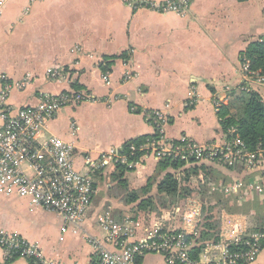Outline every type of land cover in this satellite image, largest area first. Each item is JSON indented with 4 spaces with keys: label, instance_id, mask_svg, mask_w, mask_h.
<instances>
[{
    "label": "crops",
    "instance_id": "0c3cea01",
    "mask_svg": "<svg viewBox=\"0 0 264 264\" xmlns=\"http://www.w3.org/2000/svg\"><path fill=\"white\" fill-rule=\"evenodd\" d=\"M167 1L0 0V72L13 82L9 99L13 113L36 107L45 96L82 93L94 99L59 110L45 131L46 137L73 146L76 171L85 173L89 162L95 164L91 174L98 194L82 233L63 235L62 217L31 199L0 195V232L37 246L48 262L97 263L88 238H104L98 217L105 212L117 224L130 223L129 241L134 242L159 217L194 198L182 195L184 189L195 190L192 181L180 183L190 172L201 177L192 165L177 170L179 195L174 206L150 211L139 210V202L127 205L124 195L116 194L120 172L116 163L100 169L112 151L157 137L160 130L152 112L162 113L161 128L170 141L204 146L224 139L218 105L227 106L244 85L242 55L250 44L264 42V0H194L189 14L183 16L163 12ZM107 59L112 64L103 71ZM52 69L62 72V78H49ZM74 85L82 90L73 92ZM253 89L264 99V87ZM160 161L144 151L134 167H127L129 189L139 191L150 180L163 179L167 171L161 170ZM23 170L33 175L27 163ZM211 172L228 181L222 185L253 182L245 170L242 175L217 167ZM152 195L158 196L157 184ZM224 201L219 206L226 209ZM210 205L215 212V204ZM0 264L32 262L10 260L0 247ZM139 264L167 263L160 254H148ZM254 264H264V247Z\"/></svg>",
    "mask_w": 264,
    "mask_h": 264
},
{
    "label": "built area",
    "instance_id": "2783aa9c",
    "mask_svg": "<svg viewBox=\"0 0 264 264\" xmlns=\"http://www.w3.org/2000/svg\"><path fill=\"white\" fill-rule=\"evenodd\" d=\"M193 1L168 0L162 5V11L187 15ZM48 75L51 79L62 78V72L56 69L49 70ZM241 76L242 84H246L242 90H251V84L264 86V74L252 71L248 62H243ZM28 84L27 80L24 86ZM12 89L13 82L0 72V195L31 199L34 204L65 220L63 235L70 231L81 234L98 194L92 178L95 164L89 162L85 173L76 171L73 167V146L55 136L46 137L45 131L47 123L59 110L72 104L94 102V99L82 93L45 96L36 107L13 113L9 104ZM152 116L160 132L141 148L132 147V152L150 151L157 159L178 160L186 165L199 162L242 166L248 172L258 171L264 148L260 146L255 151L249 150L236 129L224 133L220 143L200 146L187 140L174 142L164 136L162 113L155 111ZM110 162L121 163L129 168L136 164L130 162L129 157L120 150L106 156L100 169ZM24 163L33 171L32 176L24 172ZM211 186V191L238 197H244L251 191L264 193V181L260 179L248 186L242 181ZM206 205L210 203L206 202ZM204 207V203L195 198L188 200L185 205L173 207L171 213L159 217L153 227L145 231L144 237L134 242L129 241L130 223L117 224L111 213L105 212L98 217V224L105 232L104 238H88L89 244L97 252L98 261L95 264H139V260L148 254L162 255L167 264H254L262 250L264 227L248 234V216L241 212H224L220 218L213 217V220L226 224L215 231L218 240L212 239L194 256L195 238L198 235L196 225L200 222ZM178 219L184 220V225L174 224ZM0 247L7 258L17 254L19 258L32 259L37 264H54L45 260L37 246L17 235L0 232Z\"/></svg>",
    "mask_w": 264,
    "mask_h": 264
},
{
    "label": "trees",
    "instance_id": "16d2710c",
    "mask_svg": "<svg viewBox=\"0 0 264 264\" xmlns=\"http://www.w3.org/2000/svg\"><path fill=\"white\" fill-rule=\"evenodd\" d=\"M243 62H248L249 67L252 71L260 72L264 74V42L257 41L248 47L246 52L242 55ZM112 59H107L109 63L102 64L103 71L108 70L111 66ZM242 87V86H241ZM240 87V88H241ZM73 92H79L82 90L80 86L74 85ZM233 96L232 100L227 106H222L218 112L220 118V125L223 133H227L231 128H235L240 136V138L247 145L248 149L255 151L258 147L262 146L264 148V99L256 90H242ZM146 138H141L136 141L126 144L122 149V152L129 157V161L133 162L138 160V158L144 153V151L132 152V147H139L140 145L146 143ZM162 171H167L163 179L159 182L152 179L147 186L139 191H132L129 189L128 182L125 179V173L130 170L126 165L117 163L119 169V174L117 175V190L116 194L121 196L124 195V202L127 205L137 204V208L142 211H150L157 208L169 209L178 200L179 191V180L176 177L178 169L184 168L188 165L184 162L171 159H162L159 164ZM213 166V165H212ZM206 170V166L202 165L200 167ZM226 170L242 175L244 173L243 169H237V167H227ZM172 171V172H168ZM248 172V171H247ZM211 173V169L210 172ZM249 173V180H256L254 175L258 172ZM254 173V175H253ZM245 174V173H244ZM247 174V173H246ZM228 181L221 180L220 183H225ZM157 184V194L155 197L152 195L153 188ZM181 197V196H179ZM224 202L223 207L229 210L235 211H246L245 213L250 215L258 227L264 226V196L251 193L249 199L243 203L237 202L236 197L228 194L223 195ZM243 204V205H241ZM209 207V206H208ZM222 207V206H221ZM213 207L210 205V210ZM204 219L199 225L198 235L196 236V246L193 249L194 256H197L206 243L210 242L212 239L218 240L217 229L218 222L213 220V216L209 211L204 214ZM216 234V237H215ZM19 258V255H14L10 260H15ZM32 264H37L36 261L30 260Z\"/></svg>",
    "mask_w": 264,
    "mask_h": 264
},
{
    "label": "rangeland",
    "instance_id": "374dc122",
    "mask_svg": "<svg viewBox=\"0 0 264 264\" xmlns=\"http://www.w3.org/2000/svg\"><path fill=\"white\" fill-rule=\"evenodd\" d=\"M244 86H246V84H244L242 87H244ZM254 86L255 87H264V86H259V85H253V84H251L250 85V89L251 90H254L253 89ZM230 129H232V128L230 127ZM233 129H235V128L233 127ZM261 160L262 161L260 163L259 169H258V171H256V172H258L256 174V177H257V179H260L263 182L264 181V156H263V158ZM190 165H192V167H194L192 170H197L199 173L200 172L202 173V174H200L201 177H197L196 175H193L192 176V173L190 172V176L188 178H186V179L183 178L182 180H180V183L187 185L188 184V181L191 180L192 182H190V183H192L195 186L196 189L194 191H188L187 189H184V190H187V192L186 191H182L183 195L193 196L199 202L204 203V206L205 207L202 210V216H201L200 222L197 223V225H196V230H199V225L203 221L204 216H205L204 214H206L207 211H209V213L211 212L212 216L215 217V218H220V216H221L222 213H224V212L226 213V209H223L221 206H219V204H220L219 202L221 201V199L223 197V193H218V192H215V191H211L212 190V186L211 185L217 186V185L222 184V183H220L221 182V178L217 177L212 172L211 173H209V172H210V169H212L214 167L223 169V168H227L228 166L223 165V164H215V165L213 164V166H212V165L203 164V163L199 164V162H195L194 164H190ZM190 165H188V166H190ZM202 165H205L207 167L206 168L207 171H204V169L200 168V167H202ZM236 167H237V169H243V170H245L242 166H236ZM245 171H247V170H245ZM202 184L204 185V187H202L203 186ZM209 184H211V185H209ZM252 192L253 193L256 192L255 194L263 195L264 196V193L261 194L260 192H257V191H251V192H249L244 197H241V196L238 197V196H235V195H232V196L236 197L235 199L237 200V202H239V203L241 202V203L244 204V202L246 201V199L247 198L249 199V197H250V195H251ZM190 193H192V194H190ZM206 202L215 204L214 206L217 207V209L215 210V212H214L213 209L210 210V205L208 207L206 205ZM243 204H241V205H243ZM229 212H233V213L234 212H237L238 213L240 211L233 210V211H229ZM245 212L246 211H243L242 210L241 213L244 214V215H246V216H248V220L249 219L251 220L250 222L248 221L247 222V225H246L247 226V233L248 234L250 232H252L253 230H255V229L258 230V228L264 227V226L258 227L257 226V223L255 222V220L250 215L246 214ZM183 221L184 220H182V219H178V221L174 222V224L175 223L176 224H179L180 223L179 225L181 226V225H184V222ZM216 222L219 223V224H217V229L226 224V223L223 224L221 221H216ZM217 229L215 231H217ZM224 240H225V238H224ZM261 247L262 248L264 247V242L261 244Z\"/></svg>",
    "mask_w": 264,
    "mask_h": 264
}]
</instances>
